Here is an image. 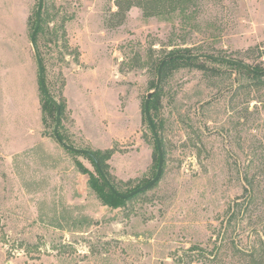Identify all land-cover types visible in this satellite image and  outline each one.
Returning a JSON list of instances; mask_svg holds the SVG:
<instances>
[{"label": "rangeland", "instance_id": "rangeland-1", "mask_svg": "<svg viewBox=\"0 0 264 264\" xmlns=\"http://www.w3.org/2000/svg\"><path fill=\"white\" fill-rule=\"evenodd\" d=\"M141 1L43 0L35 35L45 84L65 103L58 131L73 147L113 148L122 194L157 170L143 106L176 24L146 17ZM184 5L197 29L176 43L264 65V0ZM37 7L0 0V264H264V83L213 61L217 75L174 70L154 112L159 181L106 203L90 159L54 137L31 45Z\"/></svg>", "mask_w": 264, "mask_h": 264}, {"label": "trees", "instance_id": "trees-1", "mask_svg": "<svg viewBox=\"0 0 264 264\" xmlns=\"http://www.w3.org/2000/svg\"><path fill=\"white\" fill-rule=\"evenodd\" d=\"M190 0H145V2H138V6L143 7L144 15L146 17H166L167 20L176 19V24L173 27V31L170 34L169 40L171 43V48L169 50H166L164 53V56L159 57L156 62H155V67L154 69L157 71V68L160 64V62L168 57V56H174V55H179L169 61H167L162 70V78H161V83L165 82L168 77L172 74L174 70L180 69V68H196L203 70L205 72L211 73L213 75H217L219 73V70L215 67H209L205 65L206 61H213V62H218V63H223L227 64L231 67H233L235 70L238 71V73H241L242 75H245L247 79H249L250 85L257 87L260 86L264 83V74L260 75L257 73H252L249 70H246L245 68L238 67L234 63L224 61V60H211L208 58H202V57H197V58H189L187 56H192V55H201V54H209L213 56H219V57H226L220 54H214L210 51H206L201 47H197L196 45H186L183 43H176V41L179 39L181 41H185L186 37L191 34V32L195 31L197 29V11L192 10L190 12H187V8L184 5L185 3H189ZM145 4L150 5L149 8L145 7ZM151 7V8H150ZM39 31V28L36 32V35ZM229 59H234L238 60L241 62L246 63L248 66H250L254 71L256 72H261L264 71V65L263 62L260 60H253L251 62H246L243 59H235L231 57H227ZM46 85V84H45ZM154 87V84L152 85ZM48 92L50 93L48 87L46 86ZM42 92V91H41ZM43 94V92H42ZM162 94V86H160L159 90L152 96L149 102V110H150V115L152 118V121L154 123V126L156 127L157 130H159L160 124L157 123L156 117L154 112L158 110V106L160 105V98ZM44 101L46 103L51 104L54 108L55 106L45 97L43 94ZM59 105H60V114L61 116L64 113V107L65 103L61 99L59 100ZM59 135L63 141H65L67 144L73 146L70 144L67 139L64 137V135L59 132ZM161 145H163V140L160 137ZM156 149V145H155ZM72 154H80V153H75L72 151ZM95 157L97 158L100 167L104 171L105 175L113 185V187L120 192V187L118 183H123L124 185H127L128 182H116L114 178L111 176L109 170H108V160L111 158L112 154L114 153V149H106V150H94L92 151ZM157 152V150H156ZM86 157H88L92 163V165L95 168L96 171V177L94 176L93 178L90 179V185L94 190H97L98 193L100 194V198L103 199L104 202L110 204V200H113L115 202V205H122L126 201H128L130 198H119L116 196L108 187V185L104 182L102 177L100 176L99 172L97 171V168L94 164V161L92 160L91 157H89L86 154H82ZM158 155V154H157ZM164 156V152H163ZM83 169V168H82ZM155 185V184H154ZM151 188V187H150ZM149 189V188H148ZM143 192V191H142ZM141 193V192H140ZM139 194V193H138ZM137 195V194H136ZM135 196V195H134ZM196 249V248H195ZM198 250L200 248H197Z\"/></svg>", "mask_w": 264, "mask_h": 264}, {"label": "water", "instance_id": "water-1", "mask_svg": "<svg viewBox=\"0 0 264 264\" xmlns=\"http://www.w3.org/2000/svg\"><path fill=\"white\" fill-rule=\"evenodd\" d=\"M42 3H43V0H38V7H37V11H36V24H35V27L32 31V34H31V45L33 47V51H34L37 66H38L40 89L43 92V94L45 95V97L55 106V124H54V128H53V134H54L56 141L58 142V144L60 146H62L67 151H72V152L80 153V154H86L89 157H91L92 160L94 161V164L97 168V171L99 172V174L102 177V179L104 180V182L108 185L110 190L119 198H124V199L130 198V197H132V196H134V195H136L142 191L147 190L148 188L152 187L154 184H156L159 181V179L162 175V169H163V164H164V156H163V149H162V145H161V141H160V136L158 134L156 127L154 126V123H153L151 115H150L149 102H150V99L152 98V96L159 90V88L161 86L162 70H163L164 64L167 61H169V60H171V59H173L179 55L168 56L160 62L159 66L157 68L156 84H155L154 88L146 94V98H145L144 106H143L145 118H146L148 126L152 132L154 142L156 145L157 154H158V165H157V170H156L155 176L152 179H150L148 182H146L143 185L135 188L134 190H132L128 193L122 194V193L118 192L113 187V185L111 184V182L109 181V179L105 175L104 171L100 167V164H99L97 158L95 157V155L93 154V152H91L90 150H87V149L73 147V146L67 144L65 141H63L59 135L58 128H59L60 121H61L60 105H59V102L48 92V90L46 88L44 76H43V66H42L41 58H40V55H39L37 48H36V45H35V35H36V32H37L39 25H40ZM187 57H189V58L202 57V58H210V59H214V60H224V61L234 63L238 67L245 68L246 70H249L252 73H257L260 75L264 74V71L256 72L250 66H248L246 63L238 61V60H234V59H229L227 57H219V56H213V55H209V54L192 55V56H187Z\"/></svg>", "mask_w": 264, "mask_h": 264}]
</instances>
